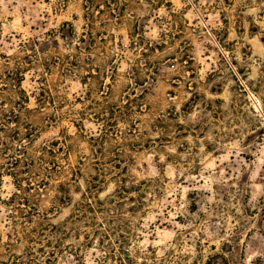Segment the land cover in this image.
Here are the masks:
<instances>
[{
	"label": "rangeland",
	"instance_id": "obj_1",
	"mask_svg": "<svg viewBox=\"0 0 264 264\" xmlns=\"http://www.w3.org/2000/svg\"><path fill=\"white\" fill-rule=\"evenodd\" d=\"M122 250L264 264V0H0V264Z\"/></svg>",
	"mask_w": 264,
	"mask_h": 264
},
{
	"label": "trees",
	"instance_id": "obj_2",
	"mask_svg": "<svg viewBox=\"0 0 264 264\" xmlns=\"http://www.w3.org/2000/svg\"><path fill=\"white\" fill-rule=\"evenodd\" d=\"M97 177H99V175L97 176ZM123 179H120V184H122L121 186H119V188H118V190L115 192V196L114 197H112L111 199H109L108 201H106V202H101V201H97L96 202V204H97V209H95L94 208V206L91 204V198L89 197L88 198V201H85V202H83V204H82V206H81V208H83L85 211H87L88 213H98V212H100V213H102V211H103V209H105V212L104 213H107V215H110V214H108V213H111V207H107V208H105V205H107V204H109L110 206L111 205H114V206H118V207H121V203H122V201H124V199L125 198H127V197H125V195L126 194H128V190H130V189H128L127 187H126V185H125V183L122 181ZM114 198H116V199H119V200H121V201H118V202H115V200H114ZM127 200H132V197H129ZM119 210H121V208H119ZM82 214H84V213H82ZM45 219H47V218H45ZM78 220V216H76L75 218H74V220H72V223H74L73 221H77ZM104 221H106V224L107 225H110V222H113L114 220H113V217H107L106 216V218H104ZM69 224V222H66L65 223V225H68ZM45 227L47 226V227H50L52 230H54L55 228H54V226L53 225H50V224H45L44 225ZM111 230L112 229H110V227H109V229L108 230H104L102 233H99V234H102L103 235V238H109V232H111ZM56 231H59L58 229L56 230ZM96 233H98V232H101V231H95ZM127 243V241H123V240H121L120 241V244L121 245H124V244H126ZM120 248V247H119ZM123 248V247H122ZM113 250V249H112ZM112 250H110L109 251V254H111V255H109L110 256V258H113V257H115V253H114V251H112ZM122 252V254H124L125 256H126V261L128 262V264H132V260H131V258L129 257V255H128V251H121ZM209 259H212V258H209ZM223 260H224V258H223ZM208 264V263H207Z\"/></svg>",
	"mask_w": 264,
	"mask_h": 264
}]
</instances>
